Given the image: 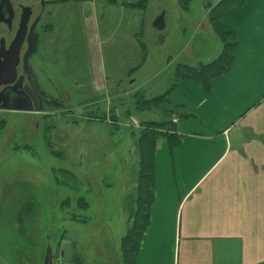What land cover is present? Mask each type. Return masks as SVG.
Segmentation results:
<instances>
[{
    "label": "rangeland",
    "instance_id": "obj_1",
    "mask_svg": "<svg viewBox=\"0 0 264 264\" xmlns=\"http://www.w3.org/2000/svg\"><path fill=\"white\" fill-rule=\"evenodd\" d=\"M227 1L4 0L7 43L18 5L32 12L16 84L0 89V264H42L46 247L54 255L62 241L73 264H121L137 141L172 133L181 113L161 97L230 43L216 27ZM161 12L158 32L152 21ZM24 84L37 94V112Z\"/></svg>",
    "mask_w": 264,
    "mask_h": 264
},
{
    "label": "crops",
    "instance_id": "obj_2",
    "mask_svg": "<svg viewBox=\"0 0 264 264\" xmlns=\"http://www.w3.org/2000/svg\"><path fill=\"white\" fill-rule=\"evenodd\" d=\"M220 23L235 40L228 71L164 94L182 117L172 115L175 145L156 143L133 264H264V0L229 8Z\"/></svg>",
    "mask_w": 264,
    "mask_h": 264
},
{
    "label": "trees",
    "instance_id": "obj_3",
    "mask_svg": "<svg viewBox=\"0 0 264 264\" xmlns=\"http://www.w3.org/2000/svg\"><path fill=\"white\" fill-rule=\"evenodd\" d=\"M248 2L244 0L243 2L234 3V1L229 0L224 3L225 7H221L220 12L216 17V27L220 31H224L223 35L231 39L230 43H225L223 45L222 52L217 57V59L199 70L188 69L185 72L183 78H191L199 81L205 88L208 87L210 81L225 72L228 71L230 64L232 62V49L235 46V40L232 37L231 31L223 27L220 23V17L222 14L231 7L241 6ZM165 95L161 97L163 100ZM182 117V115L180 114ZM179 116V117H180ZM156 126V127H155ZM152 125L151 129L161 127V125ZM173 128V124L171 126ZM173 131V130H171ZM160 132H147L139 138L137 141V147L139 148V169L137 171V184L135 190V198L133 200L132 210V223L129 227L127 233L120 241L119 251L121 256V264H133L136 252L139 247V242L142 233L145 231L148 223V212L152 203L153 196V157L156 147V142L160 139ZM167 140L169 145L174 146L176 143V137L170 134L165 137H161Z\"/></svg>",
    "mask_w": 264,
    "mask_h": 264
},
{
    "label": "water",
    "instance_id": "obj_4",
    "mask_svg": "<svg viewBox=\"0 0 264 264\" xmlns=\"http://www.w3.org/2000/svg\"><path fill=\"white\" fill-rule=\"evenodd\" d=\"M31 16L30 7H22V13L20 16L18 28L13 41L11 42L8 49H4L3 46L0 48V86L10 85L16 78V67L19 63V52L25 41L28 22ZM153 28L162 32L165 28L164 13L161 12L152 23ZM163 35L159 36V42L163 40ZM24 92L32 102L34 109L37 108V99L33 92L26 85L24 86ZM54 258H58L63 264H73L70 262L71 259V246L67 241H62L60 250L54 255L50 246L46 247L42 264H53Z\"/></svg>",
    "mask_w": 264,
    "mask_h": 264
},
{
    "label": "flooded vegetation",
    "instance_id": "obj_5",
    "mask_svg": "<svg viewBox=\"0 0 264 264\" xmlns=\"http://www.w3.org/2000/svg\"><path fill=\"white\" fill-rule=\"evenodd\" d=\"M4 0H0V14H2V16H3V19L1 18V21H2V24H4V22L5 23H8L7 21H8V19H9V15H8V12H7V9H5V7H4ZM18 7H19V9H20V15H19V19H18V24H19V20H20V16H21V13H22V7H30V10H31V12H32V6L30 5V4H26V3H24V4H22V5H18ZM1 23V22H0ZM18 24H17V28H18ZM7 29H9V28H7ZM1 31L2 30H0V33H1ZM16 31H17V29H16ZM16 31H14V34H13V37H12V39L11 40H9V42L7 43V41H6V35H4V34H0V48H2V46H3V48L6 50V49H8L9 48V46H10V44H11V42L13 41V39H14V37H15V34H16ZM7 36H8V33H7ZM26 39V38H25ZM25 42V41H24ZM24 44V43H23ZM22 47H23V45H22ZM22 47H21V49H20V52H19V63H18V65H17V67H16V72H17V74H16V78H15V80H14V82L12 83V84H10V85H6V86H0V89H6L7 87H13L15 84H16V81H17V79H18V75H19V66H20V62H21V50H22ZM28 86L29 87V89L33 92V94L35 95V97H36V99H38L37 98V94H36V92H35V90H34V88L32 87V85H29V84H24V85H22V87H21V92L25 95V96H27L26 95V93L24 92V86ZM5 97L6 96H4L3 95V93H1L0 94V107H3V103H4V101H5ZM29 99V98H28ZM30 100V99H29ZM31 102V101H30ZM37 103H38V101H37ZM31 104H32V102H31ZM32 107H33V110H34V112H37V108L36 109H34V106H33V104H32Z\"/></svg>",
    "mask_w": 264,
    "mask_h": 264
},
{
    "label": "bare ground",
    "instance_id": "obj_6",
    "mask_svg": "<svg viewBox=\"0 0 264 264\" xmlns=\"http://www.w3.org/2000/svg\"><path fill=\"white\" fill-rule=\"evenodd\" d=\"M54 260L56 261V258H54Z\"/></svg>",
    "mask_w": 264,
    "mask_h": 264
}]
</instances>
